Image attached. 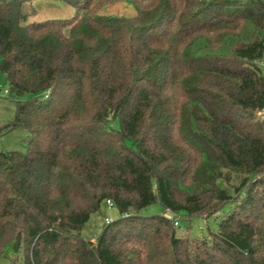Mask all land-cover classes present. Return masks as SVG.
I'll use <instances>...</instances> for the list:
<instances>
[{"label": "trees", "instance_id": "trees-1", "mask_svg": "<svg viewBox=\"0 0 264 264\" xmlns=\"http://www.w3.org/2000/svg\"><path fill=\"white\" fill-rule=\"evenodd\" d=\"M63 1L73 16L35 20L0 0L4 130L28 131L0 149V257L20 234L24 264H264V0ZM107 199L120 216L84 236ZM156 202L230 209L190 237L139 213Z\"/></svg>", "mask_w": 264, "mask_h": 264}, {"label": "rangeland", "instance_id": "rangeland-1", "mask_svg": "<svg viewBox=\"0 0 264 264\" xmlns=\"http://www.w3.org/2000/svg\"><path fill=\"white\" fill-rule=\"evenodd\" d=\"M33 7L36 9L35 16L31 19L43 20L47 18H69L74 15V8L63 0H32ZM106 13L120 14L125 16H133L136 14L134 5L127 1H117L109 4L102 10ZM1 59V56H0ZM9 84L7 76L0 70V149L18 150L25 152L27 148L28 131L23 127H16L11 130H4V125L12 120L15 116L16 101L9 96ZM26 94L23 98L28 97ZM257 117L264 119V110L257 112ZM236 179L233 183H236ZM230 209V204L224 205L219 214L205 218L202 216H194L191 220H187L183 216L172 215L173 219L178 220L179 225L176 226L178 234L188 232L190 237L208 236L209 232L218 229V222L221 217ZM166 209L159 203L150 204L140 210V214L144 216L162 214ZM166 215L171 216L168 211ZM120 216L119 209L114 205L107 206L105 203L101 208L93 212L89 221L84 225L82 234L86 237H95L100 232L105 223V218L116 219ZM0 264H24V252L15 251L13 246L6 250L5 256L0 257Z\"/></svg>", "mask_w": 264, "mask_h": 264}, {"label": "built area", "instance_id": "built-area-1", "mask_svg": "<svg viewBox=\"0 0 264 264\" xmlns=\"http://www.w3.org/2000/svg\"><path fill=\"white\" fill-rule=\"evenodd\" d=\"M105 204H106L107 206H109V207L114 206V202H113L111 199H107L106 202H105ZM168 212H169V214L171 215L170 218L173 220L175 226L179 225L178 220L172 218V215H175V214H174L173 212H171V211H168ZM110 221H111L110 218H107V217L105 218V222H106V223H109Z\"/></svg>", "mask_w": 264, "mask_h": 264}, {"label": "water", "instance_id": "water-1", "mask_svg": "<svg viewBox=\"0 0 264 264\" xmlns=\"http://www.w3.org/2000/svg\"><path fill=\"white\" fill-rule=\"evenodd\" d=\"M20 243H21V235L18 234L17 237H16L15 245H14V250L15 251H18L19 250Z\"/></svg>", "mask_w": 264, "mask_h": 264}]
</instances>
